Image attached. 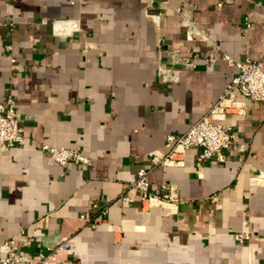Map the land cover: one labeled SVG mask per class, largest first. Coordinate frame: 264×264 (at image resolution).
Listing matches in <instances>:
<instances>
[{
    "label": "crops",
    "instance_id": "crops-1",
    "mask_svg": "<svg viewBox=\"0 0 264 264\" xmlns=\"http://www.w3.org/2000/svg\"><path fill=\"white\" fill-rule=\"evenodd\" d=\"M186 2L216 48L197 31L185 39L174 9ZM223 56L264 70V0H0V102L10 93L23 120L22 142L0 145V258L69 239L74 264H264V102L235 93L244 109L221 121L236 137L224 162L198 164L190 148L181 166L149 169V154H166L165 137L206 116L236 75ZM40 144L90 164L59 166ZM140 168L149 189L172 187L171 201L116 204Z\"/></svg>",
    "mask_w": 264,
    "mask_h": 264
},
{
    "label": "built area",
    "instance_id": "built-area-1",
    "mask_svg": "<svg viewBox=\"0 0 264 264\" xmlns=\"http://www.w3.org/2000/svg\"><path fill=\"white\" fill-rule=\"evenodd\" d=\"M225 1L229 2L230 0ZM193 7L192 3L186 2L179 8L174 9V12L181 17L186 25L185 39L192 41V33L197 31L200 40L209 43L210 41L206 38L202 28L196 26L185 16V12L193 9ZM152 20L157 24V16L153 15ZM241 24V31L245 34L250 26L246 17L243 18ZM72 27L75 28V26ZM209 44L216 48L213 43L210 42ZM5 50H10V47L6 45ZM169 57L173 65L183 63L185 67L193 66L191 62L177 58L175 55L170 54ZM222 60L228 66L237 70L236 75L224 86L217 103L206 116H202L189 125L183 134L178 136L167 135L165 137L166 144L171 146L166 154L157 152L149 154V169L155 166H181L182 154L190 148L199 150L196 157L198 164L210 160L219 163L224 162L223 151L229 147L232 141L236 140V137L230 132L229 127L222 124L221 121L227 113L241 114L243 112L244 106L235 100V93L256 103L264 102V70L261 61L250 60L247 57L241 62L234 61L226 56H223ZM209 62L213 63L214 58H210ZM157 75L163 82H171L176 79V77L168 74V71H165L161 65L157 68ZM22 122V117L14 111L12 95L7 93L0 102V145L10 148L22 142ZM39 150L46 153L59 166L68 163L76 166H88L90 164V160L83 156L79 149H65L40 144ZM149 169L140 168L136 171L134 179L127 184L115 199L119 207L131 206L135 199H138L142 208L149 209L156 202H169L172 200L174 196L170 185L161 184L149 189L146 180ZM213 200L214 197H211V201ZM107 208L108 205L105 203L102 205L92 204V209L100 216L106 214ZM79 218L90 228L95 227L89 217L80 214ZM249 235L246 223L243 221L241 222V231L235 233L233 239L238 244H242L248 240ZM71 249L72 243L69 239H66L54 247L47 248L45 251H41L40 247L37 246V251L33 255L23 251L11 252L6 257L0 258V264H74L68 255Z\"/></svg>",
    "mask_w": 264,
    "mask_h": 264
}]
</instances>
